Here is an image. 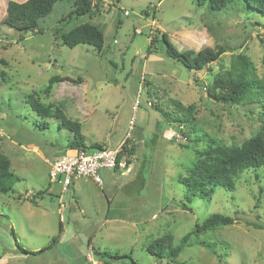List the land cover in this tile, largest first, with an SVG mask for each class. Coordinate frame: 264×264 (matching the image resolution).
<instances>
[{
    "label": "rangeland",
    "instance_id": "1",
    "mask_svg": "<svg viewBox=\"0 0 264 264\" xmlns=\"http://www.w3.org/2000/svg\"><path fill=\"white\" fill-rule=\"evenodd\" d=\"M9 1L0 0V145L20 179L0 194V264H134L132 257L138 264H264V166L241 173L234 190L218 186L205 199H187L184 182L213 148L264 135V14L243 0L219 10L208 0H93L100 9L67 22L61 18L75 8L74 0H63L40 19L38 32L5 22ZM83 22L103 31L102 52L88 44L68 47L58 37V30ZM164 32L180 49L222 45L227 51L196 74L166 54ZM154 37L159 40L149 54ZM240 54L253 67L245 73L253 89L239 103L209 97L216 75L243 70ZM143 70L148 73L140 83ZM55 75L65 80L47 92ZM30 96L82 122L86 143L127 147L121 158L131 172L104 169L102 184L77 177L62 193L49 172L72 134L55 119L41 126ZM174 100L196 105L184 121L167 120L156 109L175 117ZM213 213L235 222L192 234L175 262L147 251L168 233L179 245Z\"/></svg>",
    "mask_w": 264,
    "mask_h": 264
},
{
    "label": "trees",
    "instance_id": "2",
    "mask_svg": "<svg viewBox=\"0 0 264 264\" xmlns=\"http://www.w3.org/2000/svg\"><path fill=\"white\" fill-rule=\"evenodd\" d=\"M61 1L63 0H10L8 2L5 22L20 30L40 32V19L51 14L55 5ZM232 1L234 0H208V3L211 8L219 10ZM243 1L249 8H254L264 14V0ZM73 5L75 8L68 13L67 18L63 16L61 18L62 21L69 22L75 16L80 17L86 14H92L94 10L100 9V2L95 3L93 0H74ZM145 13L148 14V11L146 10ZM57 35L64 45L71 48L79 44H88L93 46L98 52H102L105 46V35L103 31L97 25L90 22L76 24L69 30L60 29L57 31ZM160 39L164 42L166 54L171 59L181 63L191 71H195L196 74H198V71L205 70L211 62L218 60L221 55L227 51V48L222 45L217 47H203L200 50H195L193 48L180 49L166 32L162 34ZM158 40L159 38H152L147 53L151 54L155 52L154 44L156 45ZM237 62L242 65L243 70L241 72H235L232 69L216 75L206 89L209 97L226 103H239L247 97L249 91L253 89L254 80L248 79L245 73L251 71L253 67L245 55H238ZM61 80H65V77L59 75L52 76L46 91L49 92L53 84ZM173 102L178 110V115L175 117H172L171 112L164 107L156 105V109L161 112L167 120L184 121L187 115L186 113H191L196 107L195 104L185 107L177 100ZM30 104L32 110L42 118L41 126H48V120L55 119L59 128L67 130L72 134L68 142L69 150L102 146L101 144L86 143L82 122L72 119L60 105H56L55 103L45 104L40 99L33 96H30ZM126 148L127 147L124 146L120 151V158ZM212 150L213 152H207L209 161L204 165L197 163L196 166L191 169L190 177L184 181L188 189L187 199H190L192 196L205 199L210 196L218 186L234 190L236 188V180L241 173L250 168L264 166V135L262 133L251 137L241 146H217ZM19 179L20 177L15 174L12 169L11 159L2 151L0 145V194L13 191L15 183ZM40 196H34L32 201L38 204L36 199ZM234 222L235 218L230 215L213 213L203 221V223L196 224L193 232L186 234L181 239L179 245L174 244V235L168 233L151 242L147 246V251L159 258H168L171 262H175L183 246L189 243L192 234L199 235L207 230L214 229L218 226L229 225ZM62 228L63 224L61 223L60 232L52 238L51 244L58 241ZM12 233L16 238L17 236L14 229H12ZM212 251L213 254L218 255L215 249ZM103 253L109 254L112 258L132 257L131 253L121 254L119 252L110 253L106 251ZM132 261L134 264H138L133 257Z\"/></svg>",
    "mask_w": 264,
    "mask_h": 264
},
{
    "label": "built area",
    "instance_id": "3",
    "mask_svg": "<svg viewBox=\"0 0 264 264\" xmlns=\"http://www.w3.org/2000/svg\"><path fill=\"white\" fill-rule=\"evenodd\" d=\"M125 13H129L127 10ZM146 72L141 74V83L145 80ZM206 89V86L204 87ZM142 86H140L136 101L132 106L134 112L141 106ZM134 116L130 123L134 126ZM131 134L128 133V136ZM178 136L180 134L178 133ZM122 146L113 148L108 146L79 148L76 150H68L56 158L51 164L49 172L50 180L57 182L61 186L62 193L69 190L73 180L77 177H88L94 182L102 184L103 178L101 170L110 168L118 170L122 173H129L131 166H127V161L119 157ZM61 205L65 204L61 202Z\"/></svg>",
    "mask_w": 264,
    "mask_h": 264
},
{
    "label": "crops",
    "instance_id": "4",
    "mask_svg": "<svg viewBox=\"0 0 264 264\" xmlns=\"http://www.w3.org/2000/svg\"><path fill=\"white\" fill-rule=\"evenodd\" d=\"M155 47H156V45H155ZM159 59H161V57H158ZM143 71H145V70H143ZM146 72V71H145ZM148 73V72H147ZM147 73H146V76H147ZM140 78H141V76H140ZM140 83H141V80H140ZM139 83V84H140ZM150 104H152L151 102H150ZM69 150V149H68ZM104 169H108V168H104ZM104 169H102V170H104ZM101 170V171H102ZM116 171H118V170H116ZM120 172V171H119ZM122 175H128L129 173H122V172H120ZM102 175V174H101ZM57 183V182H56ZM59 186H60V184L59 183H57ZM60 198H61V196H59Z\"/></svg>",
    "mask_w": 264,
    "mask_h": 264
}]
</instances>
